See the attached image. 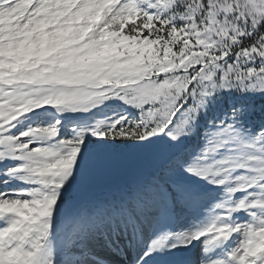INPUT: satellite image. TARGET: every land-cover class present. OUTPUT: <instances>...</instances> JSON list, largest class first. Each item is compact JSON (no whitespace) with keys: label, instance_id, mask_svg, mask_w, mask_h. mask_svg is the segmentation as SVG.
Segmentation results:
<instances>
[{"label":"snow or ice","instance_id":"snow-or-ice-1","mask_svg":"<svg viewBox=\"0 0 264 264\" xmlns=\"http://www.w3.org/2000/svg\"><path fill=\"white\" fill-rule=\"evenodd\" d=\"M0 264H264V0H0Z\"/></svg>","mask_w":264,"mask_h":264}]
</instances>
